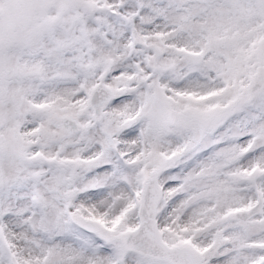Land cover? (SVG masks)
Masks as SVG:
<instances>
[{"label": "snow or ice", "instance_id": "obj_1", "mask_svg": "<svg viewBox=\"0 0 264 264\" xmlns=\"http://www.w3.org/2000/svg\"><path fill=\"white\" fill-rule=\"evenodd\" d=\"M0 264H264V0H0Z\"/></svg>", "mask_w": 264, "mask_h": 264}]
</instances>
